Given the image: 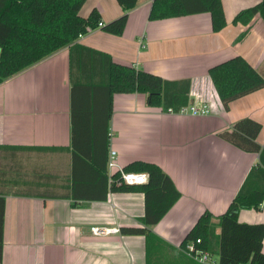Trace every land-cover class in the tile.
Masks as SVG:
<instances>
[{"label": "crops", "instance_id": "0c3cea01", "mask_svg": "<svg viewBox=\"0 0 264 264\" xmlns=\"http://www.w3.org/2000/svg\"><path fill=\"white\" fill-rule=\"evenodd\" d=\"M153 1H138L121 36L98 28L78 42L165 80H190L192 104L207 103L211 114L166 113L149 106L144 94H116L108 153L101 132L77 137L99 141L96 165L91 147H83L84 156L72 150L69 49L9 78L0 85V190L9 191L0 264H147L145 236L120 232L141 226L145 197L111 190L105 159L112 150L123 168L139 161L158 165L181 193L152 227L164 243L161 257L171 263L199 218L209 212L216 222L226 213L260 163L259 153L244 152L220 134L249 118L261 124L257 142L264 147V88L225 110L209 70L240 56L264 77L263 20L256 16L248 25L233 22L261 0H222L227 24L218 33L212 31L209 13L151 21ZM93 9L104 25L124 13L116 0H88L81 15L88 17ZM98 123L102 128V119ZM238 220L264 224V202L260 211L240 210ZM93 227L119 232L96 236ZM195 262L218 264V257Z\"/></svg>", "mask_w": 264, "mask_h": 264}, {"label": "trees", "instance_id": "16d2710c", "mask_svg": "<svg viewBox=\"0 0 264 264\" xmlns=\"http://www.w3.org/2000/svg\"><path fill=\"white\" fill-rule=\"evenodd\" d=\"M88 0H0V85L14 75L34 66L45 58L69 49V78L72 95V150L85 155L83 147L92 149V163L97 165L99 141H77L78 136H104L102 147L108 153L109 122L116 94H144L151 107L166 113H180L192 104L191 81H170L135 67L121 65L112 57L82 43L80 35L90 30L121 36L128 23L129 13L139 0H116L124 13L119 18L99 27L102 17L93 9L88 17L81 11ZM209 13L212 31L218 33L227 24L222 0H154L149 19L159 21L170 18ZM256 16L264 22V0L239 12L234 23L248 25ZM243 33L238 42L242 41ZM209 76L225 110L229 105L264 88V77L243 57H235L209 70ZM102 119L103 127H99ZM262 126L244 118L226 130L220 137L234 147L259 153L260 163L252 168L226 213L215 218L205 212L187 233L180 252L169 262L161 257L164 243L152 232L181 198L172 179L156 164L134 162L124 168L126 172L144 173L148 182L143 185L116 187L113 192H141L145 197V214L139 219L141 226L122 227L123 235H142L146 238L147 264H198L185 253L189 243L210 255L218 257V264H264V224H246L238 220L242 209L260 211L264 202V147L257 142ZM88 149V148H87ZM99 153V152H98ZM96 162V163H95ZM105 159V170L107 169ZM6 177V176H4ZM7 178L5 185L7 186ZM0 190V251L3 248L5 195ZM219 230V232H218ZM168 250V249H167ZM171 250V249H169Z\"/></svg>", "mask_w": 264, "mask_h": 264}, {"label": "built area", "instance_id": "2783aa9c", "mask_svg": "<svg viewBox=\"0 0 264 264\" xmlns=\"http://www.w3.org/2000/svg\"><path fill=\"white\" fill-rule=\"evenodd\" d=\"M101 26H103V23L99 22V27ZM92 31L93 30H90L89 33ZM83 37L84 35H80L79 40ZM185 112H189L192 116H207L211 114L212 108L207 103H203L200 105L195 103L181 110V113H185ZM107 173L111 185L114 184L116 187H122V186L134 187V186L146 184L148 182L147 174L126 172L124 168L119 165L118 154L114 150L110 151L108 156ZM91 231L93 235L100 236V235H110L112 233H118L119 229H105V228L93 227ZM198 243H200V240H197L196 243L191 242L187 244L185 248V253L201 263H206L210 260L211 255L208 252L199 249L197 247Z\"/></svg>", "mask_w": 264, "mask_h": 264}]
</instances>
